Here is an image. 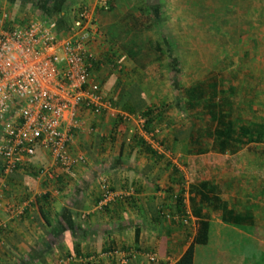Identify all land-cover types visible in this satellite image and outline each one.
Masks as SVG:
<instances>
[{
	"label": "crops",
	"instance_id": "crops-1",
	"mask_svg": "<svg viewBox=\"0 0 264 264\" xmlns=\"http://www.w3.org/2000/svg\"><path fill=\"white\" fill-rule=\"evenodd\" d=\"M80 7L96 18L98 34L90 49L105 62L94 72L104 96H127L135 114L119 121L77 107L78 126L67 131V149L82 155L83 164L64 170L37 150L11 174H0V221L6 223L0 231V264H171L190 244L198 219L210 223L208 264H264V137L218 151L210 135L205 152L193 153L183 135L162 133L156 140L139 130L137 112L149 103L148 91L129 85V0H0V11L26 15L25 23L53 19L59 31ZM226 67L221 77L229 72ZM233 74L228 78L242 73ZM220 84L231 118L259 119L241 114L259 109L256 90L252 101L240 99L227 82ZM235 94L237 113L229 106ZM256 100L263 113L264 100ZM160 140L172 150H161ZM102 179L118 194L105 204H99ZM231 236L244 239L237 250Z\"/></svg>",
	"mask_w": 264,
	"mask_h": 264
},
{
	"label": "rangeland",
	"instance_id": "rangeland-1",
	"mask_svg": "<svg viewBox=\"0 0 264 264\" xmlns=\"http://www.w3.org/2000/svg\"><path fill=\"white\" fill-rule=\"evenodd\" d=\"M147 2L156 4L150 5L149 9L157 14V22L148 16ZM2 11L9 20L25 23L26 15H15L7 9ZM261 37H264V0H129V50L138 49L135 54L129 53V85H141L148 91L145 99L149 105L165 110L164 119L155 126L153 133L144 135L156 136L158 140L162 133H170L173 126L185 122L187 113L182 108L177 89L211 75L232 85L236 94L240 92V99L252 100L256 90L255 103L259 109L241 114L245 118L264 120V112L259 111L256 100L260 97L264 100V42ZM163 41L167 42V47ZM168 49L174 63H169ZM118 65L122 66L120 62ZM226 65L231 77L232 72L233 75L240 72V78L229 79V72L226 77H221ZM237 81L243 85L238 86ZM112 86L110 84L107 89ZM215 92V97L221 96L219 90ZM236 94L230 100L233 113H237ZM115 95L112 93L108 100L118 107L122 95L119 92ZM165 147L159 145L161 150L173 148L170 144ZM182 173L187 175L185 169ZM243 240L231 236L229 241L237 250L238 243L241 245ZM246 245L250 247L249 240ZM208 253V246L195 245L193 264H208Z\"/></svg>",
	"mask_w": 264,
	"mask_h": 264
},
{
	"label": "built area",
	"instance_id": "built-area-1",
	"mask_svg": "<svg viewBox=\"0 0 264 264\" xmlns=\"http://www.w3.org/2000/svg\"><path fill=\"white\" fill-rule=\"evenodd\" d=\"M8 18L0 11L1 174H11L37 150L46 151L53 165L64 170L83 164L82 155L67 149V131L78 126L77 107L119 121L129 118L111 105L94 76L104 64L90 49L98 34L93 11L78 8L61 31L53 19L19 23ZM136 122L144 134L143 119L138 116ZM100 188L99 204L118 196L104 179ZM5 224L0 221V231ZM154 259L148 256L150 262Z\"/></svg>",
	"mask_w": 264,
	"mask_h": 264
},
{
	"label": "trees",
	"instance_id": "trees-1",
	"mask_svg": "<svg viewBox=\"0 0 264 264\" xmlns=\"http://www.w3.org/2000/svg\"><path fill=\"white\" fill-rule=\"evenodd\" d=\"M147 3L149 4H147L148 16H150L154 22H157V14H153L151 9H149L150 5L156 4ZM107 8L108 7H106V9ZM166 45L167 42L165 46ZM137 50V48H132L131 51L129 50L130 55L133 53L135 54ZM167 55L169 63H171V61L174 63L170 58V49L167 50ZM219 79L220 77L216 78V76L211 75L208 78L205 77L200 80H195L187 87H179L177 89L178 92H180V102L182 108L187 113V119L185 122H181L180 125H178L179 127L177 126L174 128L173 126L171 134L183 135L187 140V145L193 147V153L205 152V146L207 145L206 140L210 135L214 136L212 146H215L218 151H223L226 147L237 148L238 146L250 142H259L264 137L263 119L259 118L257 120H252L249 123L241 119L238 120L236 118H231V113L227 110L228 105L222 98L223 93L221 89L222 87L220 86L221 80L218 81ZM216 87H218L217 90L221 93V96L217 97L218 101H214ZM118 108L126 113L135 114L134 108L130 101H128L127 96L123 95L121 97V102L119 103ZM137 114L143 119L142 130L145 133H153L155 126L164 119L163 116H165V110L160 106L146 105L140 109ZM213 123L214 127L211 128ZM165 126H168V124ZM138 142L145 152L154 154L155 150L150 147L149 144L142 140H138ZM157 143L163 149H166L161 140ZM172 170L173 172L176 171L175 169ZM180 200V196L175 197L176 208L180 214L178 215L183 219L182 216L184 215L179 211V207L181 206ZM195 224L196 227L190 244L171 264H193V246L206 245L208 243L209 221L206 219H198L195 221Z\"/></svg>",
	"mask_w": 264,
	"mask_h": 264
}]
</instances>
